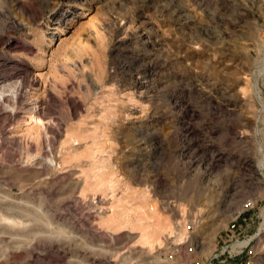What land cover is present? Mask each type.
Segmentation results:
<instances>
[{
  "label": "rangeland",
  "instance_id": "374dc122",
  "mask_svg": "<svg viewBox=\"0 0 264 264\" xmlns=\"http://www.w3.org/2000/svg\"><path fill=\"white\" fill-rule=\"evenodd\" d=\"M1 89L0 264H264V0H0Z\"/></svg>",
  "mask_w": 264,
  "mask_h": 264
},
{
  "label": "bare ground",
  "instance_id": "6f19581e",
  "mask_svg": "<svg viewBox=\"0 0 264 264\" xmlns=\"http://www.w3.org/2000/svg\"><path fill=\"white\" fill-rule=\"evenodd\" d=\"M60 25V24H59ZM60 42H62L61 41V39H60ZM59 42V43H60ZM15 47H17V46H13V49H15ZM16 51V50H15ZM19 68V69H18ZM16 69H18L20 72H19V75L21 74V76H20V81H25L26 79H27V69L26 68H24V67H22V65L21 64H18V62H9L8 64H6L5 65V67H4V69H3V71H4V80L3 81H8V80H10L12 77H11V75H10V71L11 70H16ZM2 71V70H1ZM12 74V73H11ZM16 74H18V73H16ZM15 78V77H14ZM34 79V78H33ZM9 82V81H8ZM11 82V81H10ZM13 82V81H12ZM9 84H12V83H9ZM2 87H6L5 85H3ZM1 87V88H2ZM13 88V90H14V92H13V90H12V92H13V94L12 95H14V96H12V97H15L14 99H18V98H20V96H21V91H19L17 88H15L14 87V85H12V86H10V88ZM9 90V89H8ZM11 90V89H10ZM8 92H10V91H8ZM6 90H4V89H1L0 90V105L1 104H4L5 102H6V100L8 99V97L6 98ZM10 94V93H9ZM8 96V95H7ZM11 96V95H10ZM13 110H14V108H13ZM28 111H29V122H30V124H32L33 126V128H30V129H34V127H44V124L42 123V120H41V116H40V114H39V109L37 108V105L35 104V105H32L31 107H29L28 108ZM29 125V124H28ZM50 128V127H49ZM37 129V128H36ZM38 130V129H37ZM42 130V129H41ZM51 131V130H50ZM69 141H72L73 142V140H75V139H71V138H69L68 139ZM70 144V143H69ZM73 153V152H72ZM89 171H90V169H89ZM96 175V174H95ZM150 208V207H149ZM152 210V209H151ZM112 213H114L115 214V212H112ZM109 215L110 217H111V219H114V220H118L119 218H120V216L119 217H116L118 214H116V216L115 215ZM144 215H143V217H141L140 219H139V222L137 223V228L140 230L139 232V240H140V242H142L143 244H146V245H148V246H153L155 243L157 244V242L160 240V233L162 232V231H167L168 230V234H171L172 233V229L170 228V226L168 225V224H165V225H157L156 227L155 226H151L150 225V223L148 222V219H149V214H147V213H143ZM128 216V215H127ZM138 217V216H137ZM122 218V217H121ZM120 218V219H121ZM120 219H119V221H120ZM137 219V218H136ZM109 220V219H108ZM114 220H111L112 222L114 221ZM110 221V222H111ZM122 221V222H121ZM120 222L121 223H124V224H126V225H131V226H133L132 224H134V221H133V217H126V219L125 218H123V220H121ZM111 222V223H112ZM110 223V224H111ZM120 223V224H121ZM117 224V223H116ZM115 224V225H116ZM123 224V225H124ZM114 225V224H113Z\"/></svg>",
  "mask_w": 264,
  "mask_h": 264
},
{
  "label": "built area",
  "instance_id": "2783aa9c",
  "mask_svg": "<svg viewBox=\"0 0 264 264\" xmlns=\"http://www.w3.org/2000/svg\"><path fill=\"white\" fill-rule=\"evenodd\" d=\"M253 236H239L230 231L226 240L205 259L204 264H252L250 246Z\"/></svg>",
  "mask_w": 264,
  "mask_h": 264
}]
</instances>
